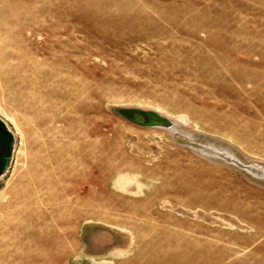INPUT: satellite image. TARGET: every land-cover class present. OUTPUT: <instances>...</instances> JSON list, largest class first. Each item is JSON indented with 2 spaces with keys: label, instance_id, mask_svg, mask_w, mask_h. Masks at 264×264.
<instances>
[{
  "label": "rangeland",
  "instance_id": "rangeland-1",
  "mask_svg": "<svg viewBox=\"0 0 264 264\" xmlns=\"http://www.w3.org/2000/svg\"><path fill=\"white\" fill-rule=\"evenodd\" d=\"M0 118V264H264V0H0Z\"/></svg>",
  "mask_w": 264,
  "mask_h": 264
},
{
  "label": "water",
  "instance_id": "water-1",
  "mask_svg": "<svg viewBox=\"0 0 264 264\" xmlns=\"http://www.w3.org/2000/svg\"><path fill=\"white\" fill-rule=\"evenodd\" d=\"M149 110L144 109H136L131 110L130 112H139L148 116ZM116 113L133 124L143 126L142 124L131 120V117H128L123 112H120L119 109H116ZM142 122L143 120H137ZM15 136L14 134L8 129L6 123L0 118V177L6 173L11 165L14 148H15Z\"/></svg>",
  "mask_w": 264,
  "mask_h": 264
},
{
  "label": "bare ground",
  "instance_id": "bare-ground-1",
  "mask_svg": "<svg viewBox=\"0 0 264 264\" xmlns=\"http://www.w3.org/2000/svg\"><path fill=\"white\" fill-rule=\"evenodd\" d=\"M118 109L120 110V112H123L128 117H131L130 118L131 120L142 124L143 127H150V128H153V127H165V128L170 127V128H173L175 126L176 121H172V120L168 119L167 117H165V116H163V115H161L155 111H152V110L148 111V116H147V115L139 113V112H130L131 110H136V109H140V108H118ZM122 118H124V117H122ZM138 119L139 120L141 119L143 121L142 122L137 121ZM230 153H232V152H230ZM232 155H233V153H232ZM233 156L237 161H239V163L242 164V166H244L247 170H249L254 175L264 174V168L263 167H258L254 163H252L250 166H245L244 161L242 159L238 158L235 155H233Z\"/></svg>",
  "mask_w": 264,
  "mask_h": 264
}]
</instances>
